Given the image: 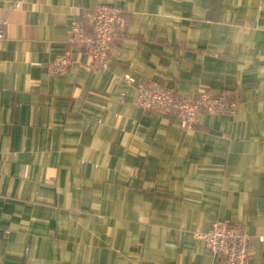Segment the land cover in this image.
<instances>
[{
    "label": "crops",
    "instance_id": "obj_1",
    "mask_svg": "<svg viewBox=\"0 0 264 264\" xmlns=\"http://www.w3.org/2000/svg\"><path fill=\"white\" fill-rule=\"evenodd\" d=\"M99 6L125 22L103 67L69 43ZM0 21V264H223L215 221L264 264V0H0ZM143 83L236 109L187 126Z\"/></svg>",
    "mask_w": 264,
    "mask_h": 264
},
{
    "label": "built area",
    "instance_id": "obj_2",
    "mask_svg": "<svg viewBox=\"0 0 264 264\" xmlns=\"http://www.w3.org/2000/svg\"><path fill=\"white\" fill-rule=\"evenodd\" d=\"M124 18L113 6L96 8L90 28L81 20L71 24L69 43L89 52L93 63L105 65L110 48L124 31ZM4 36V22L0 21V39ZM69 61L64 56L54 58L48 66V73L61 75L67 71ZM126 80V79H125ZM130 83L131 80H126ZM137 106L143 111H155L175 116L181 123H198L204 114L232 115L236 101L232 95L202 96L189 100L176 98L171 90L154 84H141L137 90ZM206 249L212 254H224L223 264H246L251 246V237L243 229L222 221H215L204 233L199 234ZM260 240V239H259Z\"/></svg>",
    "mask_w": 264,
    "mask_h": 264
},
{
    "label": "rangeland",
    "instance_id": "obj_3",
    "mask_svg": "<svg viewBox=\"0 0 264 264\" xmlns=\"http://www.w3.org/2000/svg\"><path fill=\"white\" fill-rule=\"evenodd\" d=\"M51 76H56V75H54V74H52V73H49ZM124 79H126V80H129L130 78L129 77H124ZM143 84H145V83H143ZM148 84H151V83H148ZM154 85H156V84H154ZM160 86V85H159ZM165 88V87H164ZM167 89V88H166ZM172 92V91H171ZM173 93V92H172ZM173 95H174V93H173ZM175 96V95H174ZM202 96H207V94H201V97ZM176 97V96H175ZM176 98H178V97H176ZM180 99V98H179ZM184 100H187V99H184ZM145 112H149V111H145ZM155 112V111H154ZM156 113H158V112H156ZM158 114H161V113H158ZM164 115H167V114H164ZM171 116V115H170ZM203 116V115H202ZM201 116V117H202ZM175 117V116H174ZM190 126H193V125H196V123H192V124H189ZM214 223V222H213ZM212 223V224H213ZM223 223H226V224H229L228 222H223ZM211 227V226H210ZM209 227V228H210ZM244 232H246L245 230H243ZM247 233V232H246ZM202 234V233H201ZM248 235H249V233H247ZM250 236V235H249ZM201 239V238H200ZM205 245V244H204Z\"/></svg>",
    "mask_w": 264,
    "mask_h": 264
}]
</instances>
